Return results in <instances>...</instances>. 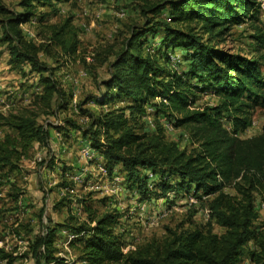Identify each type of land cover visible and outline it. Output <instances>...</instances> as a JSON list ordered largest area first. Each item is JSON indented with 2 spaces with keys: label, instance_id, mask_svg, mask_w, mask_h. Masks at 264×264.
<instances>
[{
  "label": "trees",
  "instance_id": "16d2710c",
  "mask_svg": "<svg viewBox=\"0 0 264 264\" xmlns=\"http://www.w3.org/2000/svg\"><path fill=\"white\" fill-rule=\"evenodd\" d=\"M75 1L20 0L19 11L0 2V60L7 53L9 70L36 77L28 105L0 114V130H6L0 138V174L8 176L36 144H47L50 135L39 120L68 110L73 101L57 73L62 60L79 57V31L72 17L52 25L47 19L57 13L56 3ZM136 1L142 22L128 25L107 47L83 56L86 65L106 66L108 76L99 83V95L78 106L86 126L65 123L83 136L110 177L122 175L140 202L168 193L177 200L190 195L201 201L205 196L209 220L193 229L167 227L162 237L135 243V235L117 232L123 217L117 211L98 212L88 204L89 194L88 203L79 202L85 222L69 216L54 224L34 236L26 255L36 264H66L56 249L57 234L65 230L77 236L68 245L76 256L73 264H240L244 257L264 264V129L249 139L239 137L255 110L264 107V55L248 57L221 47L234 27L250 23L253 54L264 50V33L255 25L260 2ZM30 23L39 25L37 42L22 31ZM175 52L180 53L178 61L172 57ZM42 56L57 65L49 66ZM177 64L184 67L178 70ZM205 94H212L216 103H199ZM88 103L99 111L83 110ZM165 129L182 131L191 147L180 149L167 139ZM58 130L66 138L72 134ZM10 190L9 198L17 203L20 191L14 183ZM213 223L221 234L213 231ZM22 229L28 230L21 226L11 232L20 236ZM16 260L0 249V263Z\"/></svg>",
  "mask_w": 264,
  "mask_h": 264
},
{
  "label": "rangeland",
  "instance_id": "374dc122",
  "mask_svg": "<svg viewBox=\"0 0 264 264\" xmlns=\"http://www.w3.org/2000/svg\"><path fill=\"white\" fill-rule=\"evenodd\" d=\"M19 1L0 0L5 7L12 11H19L17 8ZM148 1L158 2L161 0ZM259 2L261 14L255 25L264 33V0H259ZM138 6L136 0H78L73 3H56L57 13L55 15L48 14V25L57 24L67 17H72V25L79 31V57L68 61L64 59L59 64L62 67H59L57 76L60 77L64 88L72 94L73 101L68 110L39 120L40 125H43L50 135L48 143L44 146L36 144L30 152V156L22 160L18 169L8 176L0 174V244L1 247L13 249V252L17 251L15 264H36L30 255H26L28 244L34 236L44 235L47 228L53 227L54 224H63L69 216L74 217L78 222H85L86 213L82 209L78 215L80 211L77 210L81 206L79 202L87 201L89 194H91V199L87 203L98 212L117 211L123 217L128 229L117 228V232L128 234L130 231H134V235L138 237L135 238V243H143L152 237L160 238L165 234L167 227L173 229L182 226L183 229H193L206 224L199 212L200 209L206 207L207 199L197 202L188 196L178 198L179 202L169 217L160 220L157 226H151L148 225V218L153 217L152 213H157L166 205H170L161 201L166 198V195L160 199L147 201V210L141 211L135 207V211L130 214L129 209H133L134 206H129L127 201L120 200L117 195L111 196L109 193L101 191L86 190V183L91 182L90 175L81 178L84 183L78 185L74 183L76 177H81V169L84 167L79 163L78 153L86 145V142L82 135L72 132L65 121H73L80 126H86L88 120L79 114L78 106L83 101L99 95V83L108 77L106 66L86 65L82 62L83 56L95 53L102 47H107L120 35V32L126 31L128 25L141 23L142 18ZM40 11L48 13L47 10ZM38 26L36 23H30L23 26L22 31L28 39L37 42ZM254 33L250 23L236 26L225 38V43L221 47L232 53H241L248 57L264 55V50L253 54L254 40L251 36ZM159 39L160 36H157L155 43H158ZM0 51H3L1 46ZM179 56V52L172 55L173 59H176L175 61H178L177 57ZM41 59L51 67L57 65L49 57L42 56ZM7 60L8 55L4 53L0 60V114H5L8 110L18 106L28 105L35 92V86L32 85H35L36 77L34 75L21 77L20 74L12 72L7 66ZM181 67L184 66L177 64L178 70ZM199 103L214 105L216 100L213 96L203 95ZM82 109L99 111L92 103L84 105ZM146 123L148 129L152 131L151 119H146ZM225 125L229 128L228 124ZM164 126L167 128L168 124ZM59 128H63L66 133H69L70 130L72 134H68L69 136L66 138L62 136ZM263 129L264 107L255 110L251 125L239 137L245 140L258 136ZM5 132V129L0 130V138ZM165 135L168 140L178 143L180 149L191 147L190 141L180 130L165 129ZM51 164L53 165L51 166ZM101 181L105 180L101 179ZM12 183L20 191L17 203H14L8 196L9 193H12L10 190ZM121 192L124 195L130 196L131 194L126 185L122 186ZM225 192L230 195L235 194L233 189H227ZM129 199L130 197L127 200L132 203ZM190 199H193V202H190ZM21 226H26L28 230L22 229L20 236L15 235L16 237H14L11 231L14 228L20 229ZM212 226L216 234L222 233L223 230L217 225L213 223ZM65 238L64 233L57 234V256L59 258L63 256L70 264H73L76 256L68 246L65 250ZM130 238L132 239V237H127L126 241ZM15 239L16 242H14ZM19 242L21 243L18 244ZM240 264L251 263L247 257H244Z\"/></svg>",
  "mask_w": 264,
  "mask_h": 264
},
{
  "label": "built area",
  "instance_id": "2783aa9c",
  "mask_svg": "<svg viewBox=\"0 0 264 264\" xmlns=\"http://www.w3.org/2000/svg\"><path fill=\"white\" fill-rule=\"evenodd\" d=\"M263 7V5H262ZM87 61H90V57L87 56L85 57ZM209 96H213L212 94H205ZM78 158H79V163L82 164V169H81V177H76L74 179V183L76 185L84 183L81 178H85L86 175H90L91 177V182L88 181L86 184L87 186L85 187L86 190H89L90 192H105L109 193L111 196L114 195H119L121 193V188L122 185L124 184V181L122 177H120L117 174H114L113 176H109L107 169L102 165V159L96 155V153L91 149V147L87 144L83 146L78 153ZM151 177V174L149 175ZM101 179H104L105 181H101ZM123 190V189H122ZM135 197L136 194H133ZM186 197V196H185ZM188 197L194 198L197 202L198 199L188 195ZM201 201L207 199L205 196H200ZM138 198V197H137ZM176 196L174 193H168L166 195L165 199H161V201H164L170 205H166L163 209L158 210L157 213H152L153 217H149L148 221L151 226H157L160 220H164L169 217V215L172 213V210H175L176 208ZM173 202V203H172ZM190 202H193V199H190ZM133 209H129V213L132 214L135 211V207H138L141 211L147 210V202H140L137 201L135 198V203L133 204ZM178 206V205H177ZM261 208H263V204L260 205ZM132 208V207H131ZM81 206L78 207L77 211H80L78 215L81 213ZM199 214L204 218L205 221L209 220L210 217V211L208 210L207 207H204V209H200ZM152 216V215H151ZM123 225H120L118 229H121ZM16 237L15 235H13ZM77 239V236L73 234H69L67 236V239L65 240L64 248L67 250V246L69 245L70 242L75 241ZM17 240L15 239L14 242ZM19 242L18 244H20ZM0 249L4 250L5 252L13 253L15 257H17V251L13 252V249L9 247H1L0 244ZM61 259L65 261L66 264H70V262L63 256H61ZM2 264V263H0ZM53 264V263H51Z\"/></svg>",
  "mask_w": 264,
  "mask_h": 264
},
{
  "label": "crops",
  "instance_id": "0c3cea01",
  "mask_svg": "<svg viewBox=\"0 0 264 264\" xmlns=\"http://www.w3.org/2000/svg\"><path fill=\"white\" fill-rule=\"evenodd\" d=\"M88 143H86V145H87ZM115 174H117V173H115ZM123 186V185H122ZM129 195H124L122 192L119 194V195H117V197L120 199V200H125V201H127V204L130 206H133V204L135 203V198H136V200L137 201H139V199L137 198V197H135L133 194L131 195L130 194V199L129 200H131L132 201V203H130V201H128L127 199L129 198L128 197ZM121 197V198H120ZM151 201H153V200H151ZM158 201V200H157ZM175 202H176V204H178V202H179V200H175ZM152 213V212H151ZM141 225H143L142 223H140ZM122 225H123V228L125 227L126 229H128V225H126V222L124 221V220H122ZM144 226V225H143ZM61 233H64V235L66 236V238H65V240L67 239V236L69 235V234H71L70 232H68V231H65V230H63V231H61ZM130 233V236H132V235H134V231H130L129 232ZM136 236V235H135ZM136 238H138L137 236H136Z\"/></svg>",
  "mask_w": 264,
  "mask_h": 264
}]
</instances>
